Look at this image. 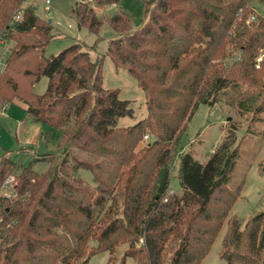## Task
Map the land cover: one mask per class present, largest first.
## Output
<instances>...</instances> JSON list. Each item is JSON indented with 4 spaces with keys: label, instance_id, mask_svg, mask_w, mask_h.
Wrapping results in <instances>:
<instances>
[{
    "label": "trees",
    "instance_id": "1",
    "mask_svg": "<svg viewBox=\"0 0 264 264\" xmlns=\"http://www.w3.org/2000/svg\"><path fill=\"white\" fill-rule=\"evenodd\" d=\"M26 1L0 0V44L13 43L0 73V110L21 103L35 122L61 133L65 151L85 157L72 169L64 163L63 176L57 167L15 175L18 200L0 196V264H88L99 253L110 254L107 264H203L226 222L227 264H264V213L244 230L230 217L242 189L228 186L241 145L236 126L205 164L183 155L182 193L170 188L181 134L201 105L234 91L239 112L261 121L264 18L251 0H143L147 21L139 30L121 11L108 21L123 36L107 56L146 97L147 117L128 128L119 120L132 116L131 103L103 88V58L94 61L81 42L46 57L53 28ZM121 1L91 0L73 14L98 37L106 18L94 7ZM43 77L48 88L37 95ZM14 168L0 160V186ZM78 169L90 171L94 185L71 175Z\"/></svg>",
    "mask_w": 264,
    "mask_h": 264
},
{
    "label": "rangeland",
    "instance_id": "2",
    "mask_svg": "<svg viewBox=\"0 0 264 264\" xmlns=\"http://www.w3.org/2000/svg\"><path fill=\"white\" fill-rule=\"evenodd\" d=\"M29 0H27L28 2ZM35 14L40 20L51 21L54 38L45 50V56L60 54L68 47L81 42L84 51L89 52L92 59L103 58V88L119 92L122 101L131 103L132 116L119 120V126L128 128L136 125L147 117L146 97L138 82L123 68H116L107 56L109 43L123 35L114 31L109 20L120 11L131 19V31L139 30L147 21L146 7L143 0H122L118 5L94 7L98 16L105 17L99 36L89 32L87 27L80 28L73 10L81 3L91 0H35ZM49 1L50 13L48 12ZM94 5H92L93 7ZM251 7L255 15L264 18V0H251ZM13 43L8 46L0 45V62L5 66L11 53ZM231 62V61H229ZM49 79L43 77L36 84L34 92L43 95L48 88ZM237 92L227 91L221 94L220 101L213 107L201 105L194 114L187 128L181 134L179 154L172 164L171 191L181 194L182 186L179 180L181 157L185 154L193 155L205 164L220 147L227 136V130L236 126V144L240 150L235 166L231 172L229 188L235 190L242 187L240 199L235 204L230 217H236L241 230L254 217L264 213V113L258 115L259 122H251L252 114H241L236 106ZM42 123L35 122L26 111L24 105L14 102L7 108L0 110V160L8 159L15 165L14 175H19L22 168L30 167L32 171L43 175L55 170L63 176L61 167L64 163L72 169L75 158L83 159L75 149L66 150L61 133ZM239 143V144H240ZM68 161V163L66 162ZM71 175L83 179L87 184L94 185V178L90 171L78 169L70 170ZM229 230L226 222L203 264H227L222 258L224 241ZM118 256V258H120ZM109 253H99L91 257L88 264H107ZM128 264H135L129 259Z\"/></svg>",
    "mask_w": 264,
    "mask_h": 264
},
{
    "label": "built area",
    "instance_id": "3",
    "mask_svg": "<svg viewBox=\"0 0 264 264\" xmlns=\"http://www.w3.org/2000/svg\"><path fill=\"white\" fill-rule=\"evenodd\" d=\"M50 2L47 1L46 5H48V12L50 13ZM243 18V17H242ZM22 20V11L19 10L16 15H15V21L19 22ZM256 21V16L252 15L250 17V19L248 20V24H250L251 22H255ZM3 46H8L9 43L7 41L2 40L1 44ZM5 66H3V62H0V73L4 71ZM149 136H145V140H149ZM171 194H173V192H171ZM0 196L4 197L6 199H8L9 201H15L18 200L19 198V194L16 190V177L15 175H10L8 176L5 181L3 182V184L0 186Z\"/></svg>",
    "mask_w": 264,
    "mask_h": 264
},
{
    "label": "crops",
    "instance_id": "4",
    "mask_svg": "<svg viewBox=\"0 0 264 264\" xmlns=\"http://www.w3.org/2000/svg\"><path fill=\"white\" fill-rule=\"evenodd\" d=\"M35 4H36V1L35 0H29L28 2L26 1V4H25V6H30V5H32V6H34L35 7ZM9 105H6V106H4L3 108H7ZM2 108V109H3ZM30 116V115H29ZM31 117V116H30ZM33 119V118H32ZM172 192V191H171Z\"/></svg>",
    "mask_w": 264,
    "mask_h": 264
},
{
    "label": "water",
    "instance_id": "5",
    "mask_svg": "<svg viewBox=\"0 0 264 264\" xmlns=\"http://www.w3.org/2000/svg\"><path fill=\"white\" fill-rule=\"evenodd\" d=\"M49 23H51V21Z\"/></svg>",
    "mask_w": 264,
    "mask_h": 264
}]
</instances>
